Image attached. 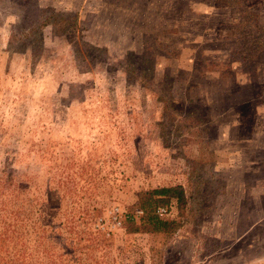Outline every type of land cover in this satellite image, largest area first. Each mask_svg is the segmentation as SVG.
I'll list each match as a JSON object with an SVG mask.
<instances>
[{"label":"rangeland","instance_id":"374dc122","mask_svg":"<svg viewBox=\"0 0 264 264\" xmlns=\"http://www.w3.org/2000/svg\"><path fill=\"white\" fill-rule=\"evenodd\" d=\"M212 1L0 0V264H263L264 35Z\"/></svg>","mask_w":264,"mask_h":264},{"label":"trees","instance_id":"16d2710c","mask_svg":"<svg viewBox=\"0 0 264 264\" xmlns=\"http://www.w3.org/2000/svg\"><path fill=\"white\" fill-rule=\"evenodd\" d=\"M208 4L215 8L227 9L231 7L228 9L232 10V15L238 16L237 20H233V25L237 24L234 25L235 27L251 26L259 28V32H262V35H264V15L260 16L258 10V6L260 5L259 0H214ZM171 199L175 200V203L179 207V213H181L184 199L180 186H160L138 192L137 204L142 212L139 225L146 226L152 231H165L168 228L175 229L178 227L177 222L174 220H161L156 214L157 207L166 205ZM129 226H131L130 230H136L133 223H130Z\"/></svg>","mask_w":264,"mask_h":264},{"label":"crops","instance_id":"0c3cea01","mask_svg":"<svg viewBox=\"0 0 264 264\" xmlns=\"http://www.w3.org/2000/svg\"><path fill=\"white\" fill-rule=\"evenodd\" d=\"M254 147H256V146H254ZM260 149L264 154V138L262 139ZM261 183L262 182L260 181L259 182L260 186H261ZM261 202H262V200H261ZM256 222H258V223L251 224L250 226L246 227L235 240H241V239L245 238L246 235H249V234L259 233L261 238L254 239V240L248 242V244L246 243L245 245L249 248L253 245H256V246H258L264 250V208H262L261 206H260L259 221H256ZM263 264H264V262H263Z\"/></svg>","mask_w":264,"mask_h":264},{"label":"built area","instance_id":"2783aa9c","mask_svg":"<svg viewBox=\"0 0 264 264\" xmlns=\"http://www.w3.org/2000/svg\"><path fill=\"white\" fill-rule=\"evenodd\" d=\"M156 211H157L158 215H162L163 213H165V209L163 207L158 208ZM115 219H116V217L113 215V220H115Z\"/></svg>","mask_w":264,"mask_h":264}]
</instances>
